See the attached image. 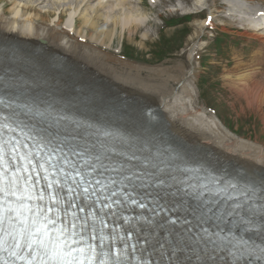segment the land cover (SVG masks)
<instances>
[{
	"label": "bare ground",
	"instance_id": "1",
	"mask_svg": "<svg viewBox=\"0 0 264 264\" xmlns=\"http://www.w3.org/2000/svg\"><path fill=\"white\" fill-rule=\"evenodd\" d=\"M66 1L64 7L68 8L57 13L56 10H42L29 3L21 6L17 0H0L6 3L0 11V59L10 55L19 66L16 72L9 70L8 65L3 67L0 88L21 98H39L43 94L51 100L61 101L65 111H70L73 104L83 103L85 106L105 102L112 105L118 99L143 107H157L165 125L156 131V135L170 129L191 146L237 163L250 173L264 175V143L233 134L236 129L232 130L223 120H218L215 114L208 112V107L201 103L199 97H195L198 92L195 83L199 86L200 81L205 79H196L198 73L203 74L195 69L196 66H190L188 70L185 60L176 61L172 68H165L162 64L148 66L145 64L152 63L147 60L140 65L111 51L116 37L132 40V33L143 30L141 26L146 24V19L141 6L145 5V0L136 3L134 0H107L96 4L93 15L85 8L80 13L71 14V18L68 11L73 0ZM92 1L97 0H82L85 4ZM190 1L159 0L153 8L156 10L173 2L187 6ZM203 1L196 0V6L204 4ZM227 1L233 4L229 6V15L224 17L222 24L244 29L241 35L249 38V44L259 41L264 46V0ZM247 3H259L261 6L247 7ZM223 4L225 6H216L214 11L211 8L212 15L227 12L228 5ZM54 5L62 6V0H54ZM192 13L197 21L202 18L203 11ZM199 21L193 36L187 40L188 46L197 40L195 34L199 35L215 25L211 18ZM151 24L153 22L149 21L146 26ZM144 37L148 38L149 34L145 33ZM141 44L146 45L143 41ZM33 48L32 52L28 51ZM241 54L237 52L234 65L226 74L230 80L227 86L234 100L240 101L238 111L235 106L232 108L237 115L245 108L252 113L263 111V115L264 56L260 57L253 51L244 57ZM198 57L201 58L199 53ZM223 62L226 64L224 68L230 67L227 57L223 58ZM138 122L134 120V124L123 125L118 133H130L132 138H136L141 130L136 125Z\"/></svg>",
	"mask_w": 264,
	"mask_h": 264
},
{
	"label": "snow or ice",
	"instance_id": "2",
	"mask_svg": "<svg viewBox=\"0 0 264 264\" xmlns=\"http://www.w3.org/2000/svg\"><path fill=\"white\" fill-rule=\"evenodd\" d=\"M12 119V116L0 115V250L18 249L19 252L10 254L18 255L20 259L28 258L27 264H121V250L98 252L97 245L90 242L98 239L100 244H104L107 239L103 230L111 222L106 223L99 214L116 218L119 213L114 211V207L122 209L128 204L148 209V205L137 198L140 195L137 188H170L172 185L164 178L139 171L134 166L128 167L123 174L125 164L113 161L111 156L106 157L108 164L102 163L99 155L85 158L92 151L87 145L78 150L67 142L54 144L48 140L46 143L34 141L30 147L12 135L16 132V128L9 123ZM5 133L9 134L7 139L4 138ZM110 151L115 152V149ZM72 157L83 160V163L74 161ZM135 160L137 157L134 155L128 157L129 165ZM110 172L123 174L122 179L105 178V173ZM145 178L152 179L153 183L137 185L136 181ZM38 179L45 181L42 188H38ZM172 179L175 180V177ZM229 187L235 189L237 184L230 183ZM180 191L187 193V188H177V192ZM194 199L199 202L185 208L180 231L175 229L179 216L176 219L162 217L173 226L163 243L156 241L160 249H171L167 264H220L224 250H228L233 259L252 254L249 245L235 240L231 229L226 231V227L234 223L238 227L245 226L247 230L255 226L259 231L264 228V215L260 217V225L256 226L253 217L243 214L244 206L240 203L219 209L209 207L203 200V193ZM86 210V216L78 214ZM151 211L156 212L155 209ZM62 212L65 217L70 216L67 225L63 223ZM188 215L198 221L196 226L199 231L193 232ZM212 217L217 221L214 231L204 226ZM123 219L132 223L131 217ZM137 219H143L149 228L153 227L151 218ZM132 228L135 229L136 225L132 224ZM5 236L11 237V244L4 239ZM150 236L151 232L148 236H137V243L143 239L147 244ZM128 246L137 250L135 244ZM106 247L110 249L111 245ZM149 247L154 249L155 245ZM178 252L183 254V259L177 256ZM258 252L257 259L264 257V247H259ZM148 255L152 253L148 252ZM110 256L114 259L110 260ZM164 256L165 252L161 251V257ZM142 264L156 262L148 259Z\"/></svg>",
	"mask_w": 264,
	"mask_h": 264
},
{
	"label": "rangeland",
	"instance_id": "3",
	"mask_svg": "<svg viewBox=\"0 0 264 264\" xmlns=\"http://www.w3.org/2000/svg\"><path fill=\"white\" fill-rule=\"evenodd\" d=\"M106 1L97 0L85 4V1L73 0L68 11L70 12L69 18H71V14L80 13L85 8L89 14L93 15L96 4L105 3ZM135 1L138 2L139 0ZM17 2L21 6L29 3L42 10H56L57 13L68 8L67 6L64 7L66 0H62V6L60 7L54 5V0H41L38 2L17 0ZM203 2L204 4H198L199 6H196V0H191L187 3V6H181L180 2H173L155 10L153 7L159 3V0L156 3L145 0V5H140L146 19V24L141 26L143 30L132 33L134 38L132 40L127 41L123 37L121 39L116 37L112 43L111 51L118 54L122 59L140 65L145 64L144 61L147 60L152 63L145 64L148 66L162 64L165 68H172L176 61L185 60L189 63H187L188 70L190 66H196L195 69L203 73H198L196 79L199 77L205 79L200 81L199 86L194 82L198 91L195 97H199L201 103L208 107V112L215 114L218 120H223L232 130L236 129L237 131H234L233 134L238 133L240 136H246L264 143L263 111L252 113L245 108L244 112L237 115L235 110L238 111L240 101L234 100V95L227 86L230 80L226 76L228 69H231L234 65L237 52L242 53L241 55L244 57L253 51L261 57L264 56V46L259 41L249 44V38L241 35L244 29L233 27L232 24L229 26L222 24L224 17L229 15V6L233 3H229L227 0H204ZM223 3L228 5L225 9L227 12H220L217 16L215 14L213 16L210 11L212 9L214 11L216 6H225ZM252 5L261 6L259 3H247V6ZM5 6V2H0V11ZM198 10L203 11L202 18H198L199 20L211 17L215 25L214 27H208L199 35L198 33L195 34L197 40L188 46L187 40L193 36L195 26L201 22L197 21V18L192 15L193 11L197 12ZM160 14L163 15L162 18L159 17ZM184 15L188 16L183 18ZM50 20L52 21V18ZM149 21H152L153 24L146 26ZM145 33L149 34L148 38L144 37ZM142 41L146 45L141 44ZM200 44H203V46ZM198 53L201 58L198 57ZM172 54H177V56H172ZM224 57L229 59L230 67L226 66L224 68V65H226L223 62ZM234 106L237 109L232 108Z\"/></svg>",
	"mask_w": 264,
	"mask_h": 264
}]
</instances>
